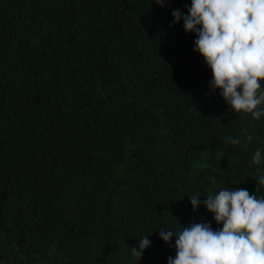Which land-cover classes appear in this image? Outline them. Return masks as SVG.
<instances>
[{
    "label": "trees",
    "instance_id": "1",
    "mask_svg": "<svg viewBox=\"0 0 264 264\" xmlns=\"http://www.w3.org/2000/svg\"><path fill=\"white\" fill-rule=\"evenodd\" d=\"M189 4L0 0V264H136L143 235L137 264H166L159 228L222 227L202 203L222 187L264 194V116L209 88L171 24Z\"/></svg>",
    "mask_w": 264,
    "mask_h": 264
},
{
    "label": "clouds",
    "instance_id": "2",
    "mask_svg": "<svg viewBox=\"0 0 264 264\" xmlns=\"http://www.w3.org/2000/svg\"><path fill=\"white\" fill-rule=\"evenodd\" d=\"M171 16V24L182 21L184 32L194 34L192 49L210 70L209 88L219 89L232 112L255 120L264 116V0H190L186 11L176 8ZM224 139L226 144L240 143L239 137ZM251 163L264 166L261 149ZM255 180L258 189L264 185V175ZM258 193L222 187L205 196L203 206L222 224L218 229L205 222H189L177 232L159 228L164 243L174 238L170 246L175 254L166 264H264V194ZM198 197L189 196L193 210L201 204ZM150 244L143 235L129 248L136 264Z\"/></svg>",
    "mask_w": 264,
    "mask_h": 264
}]
</instances>
